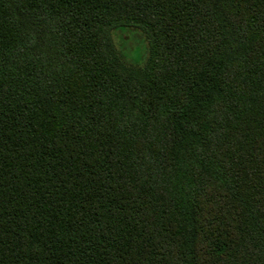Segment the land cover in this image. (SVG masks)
Instances as JSON below:
<instances>
[{
	"label": "trees",
	"instance_id": "obj_1",
	"mask_svg": "<svg viewBox=\"0 0 264 264\" xmlns=\"http://www.w3.org/2000/svg\"><path fill=\"white\" fill-rule=\"evenodd\" d=\"M0 264H264V0H0Z\"/></svg>",
	"mask_w": 264,
	"mask_h": 264
},
{
	"label": "rangeland",
	"instance_id": "obj_2",
	"mask_svg": "<svg viewBox=\"0 0 264 264\" xmlns=\"http://www.w3.org/2000/svg\"><path fill=\"white\" fill-rule=\"evenodd\" d=\"M112 40L115 48L130 62L142 63L145 59L148 43L143 34L134 28H123L114 31Z\"/></svg>",
	"mask_w": 264,
	"mask_h": 264
}]
</instances>
